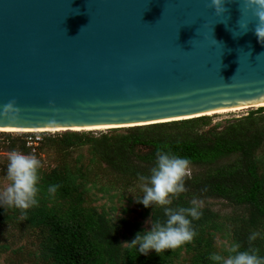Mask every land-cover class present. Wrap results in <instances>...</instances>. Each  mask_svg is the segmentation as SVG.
<instances>
[{
  "label": "water",
  "instance_id": "1",
  "mask_svg": "<svg viewBox=\"0 0 264 264\" xmlns=\"http://www.w3.org/2000/svg\"><path fill=\"white\" fill-rule=\"evenodd\" d=\"M0 0V128L150 125L264 103L240 0ZM241 24L248 23L247 32ZM15 101L17 119L2 115Z\"/></svg>",
  "mask_w": 264,
  "mask_h": 264
},
{
  "label": "trees",
  "instance_id": "2",
  "mask_svg": "<svg viewBox=\"0 0 264 264\" xmlns=\"http://www.w3.org/2000/svg\"><path fill=\"white\" fill-rule=\"evenodd\" d=\"M8 138L11 151L21 141L16 151L32 153L26 139ZM263 145L264 106L215 124L211 115H204L108 128L99 134L65 130L45 136L36 152L42 162L38 205L27 210L0 206V226L14 222L18 229L24 218L28 228L41 235L42 257L48 264H215L210 254L227 252L213 244L225 228L219 213L209 207L201 208L200 218L192 221L193 239L176 249L144 255L124 242L150 227L148 221L165 219L161 207L146 208L136 200L143 195L137 174H150L156 149L163 147L188 158L190 166L203 167L185 178L187 191L174 198L171 207H189L193 198H223L244 207L226 217L231 225L224 232L231 237L228 243L264 256V175L258 167ZM42 154H53L54 163H47ZM0 168L6 172V166ZM49 185L59 186L54 196L47 192ZM129 186L136 188L134 196L125 193ZM101 200L114 203L107 207ZM117 205L116 220L109 210ZM253 232L257 238L249 241Z\"/></svg>",
  "mask_w": 264,
  "mask_h": 264
},
{
  "label": "clouds",
  "instance_id": "3",
  "mask_svg": "<svg viewBox=\"0 0 264 264\" xmlns=\"http://www.w3.org/2000/svg\"><path fill=\"white\" fill-rule=\"evenodd\" d=\"M227 0H210L209 7L216 14H225ZM243 7L241 13H250L255 18L254 34L258 43L264 45V0H240ZM242 32H247L248 23L241 24ZM2 115L5 118L17 119L20 109L15 101L4 105ZM6 179L9 184L0 189V206H14L18 209L27 210L38 205L40 191L39 171L42 167L41 160L30 153L12 150L7 157ZM190 160L166 150L157 148L155 163L150 169V174L138 173L137 178L143 195L136 199L138 203L147 207H161L165 219L152 220L150 227L137 232L134 238L127 242L136 247L140 254L147 255L150 251L160 253L168 249H176L189 242L196 235L192 227V221L198 220L202 215V203L197 198L190 201L189 207H171L173 199L187 191L185 178L190 176ZM58 185H49L47 192L54 196ZM26 214V213H25ZM257 233L249 235V241L257 238ZM227 256L212 253L209 259L215 264H264V256H260L256 249H241L240 244L234 243L227 249Z\"/></svg>",
  "mask_w": 264,
  "mask_h": 264
},
{
  "label": "rangeland",
  "instance_id": "4",
  "mask_svg": "<svg viewBox=\"0 0 264 264\" xmlns=\"http://www.w3.org/2000/svg\"><path fill=\"white\" fill-rule=\"evenodd\" d=\"M258 107H247L243 110L239 111H228L224 113H215L210 114L213 124L224 121L227 119H232L235 117H242L244 115H248L253 111H258ZM64 131V130H62ZM62 131H36L32 132L34 137H39L41 140L45 136L56 135L58 133H62ZM87 131V130H86ZM90 131V130H88ZM91 131L95 134H99L100 132H105L107 129H91ZM29 132H3L0 131V167L7 165V157L8 154L11 152L10 150V138L8 137H17L19 139H26L29 136ZM17 149L21 141H17ZM38 151V149H37ZM36 151V152H37ZM258 162H259V173L264 175V145L258 150ZM33 152V154L37 156V153ZM78 153L75 154L77 156ZM46 162L54 163V155L53 154H42ZM200 171L203 170V167L199 166H190V175L193 174V171ZM113 177L105 178V181L111 180ZM9 184V181L6 179V172L0 168V189H3ZM125 193L128 195L134 196L136 194V188H132L131 186L125 189ZM202 203L201 208L209 207L215 212L217 211L220 215L219 223L224 225V230L221 233L217 234L214 237L213 244L217 246L221 250L222 248L227 250L231 247L228 241L231 240L230 236H227L224 232H228L230 230L231 225L229 224V219L226 218L227 215H232L236 213H240L245 211V208L242 206H237L230 201L223 199V198H209V199H202L199 200ZM100 202V201H99ZM106 202L107 207H111L114 202L108 200H101L100 203ZM126 202V201H125ZM94 204V203H93ZM116 208H112L109 210L111 216L116 219V215L118 211L120 212V207L115 206ZM23 219V220H22ZM19 222L18 229L15 227V223L11 222L8 223L4 227V225L0 226V264H48V262L42 257V251L44 250L45 246L41 245L42 239L41 235L34 229L28 228V223L25 224L24 218H22ZM117 220V219H116ZM228 227V229L226 228ZM124 228V227H123ZM125 229V228H124ZM126 245H129L127 242L128 240L124 241ZM222 249V250H223ZM225 256H227V252H223Z\"/></svg>",
  "mask_w": 264,
  "mask_h": 264
},
{
  "label": "bare ground",
  "instance_id": "5",
  "mask_svg": "<svg viewBox=\"0 0 264 264\" xmlns=\"http://www.w3.org/2000/svg\"><path fill=\"white\" fill-rule=\"evenodd\" d=\"M258 106V105H256ZM259 106H264V103L259 104ZM249 106H244V107H236V108H231V109H224V110H219V111H215V112H210L208 113L210 114H215V113H224V112H228V111H239V110H243L245 108H247ZM109 126H97V127H80V128H74L77 129L78 131H82V130H91V129H108ZM64 130L63 128H46V129H16V128H0V131H4V132H36V131H62ZM65 131V130H64Z\"/></svg>",
  "mask_w": 264,
  "mask_h": 264
},
{
  "label": "built area",
  "instance_id": "6",
  "mask_svg": "<svg viewBox=\"0 0 264 264\" xmlns=\"http://www.w3.org/2000/svg\"><path fill=\"white\" fill-rule=\"evenodd\" d=\"M29 134L30 135L26 138L27 145L32 148L33 152H36L41 139L39 137H34L32 132H29Z\"/></svg>",
  "mask_w": 264,
  "mask_h": 264
}]
</instances>
